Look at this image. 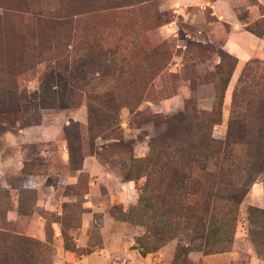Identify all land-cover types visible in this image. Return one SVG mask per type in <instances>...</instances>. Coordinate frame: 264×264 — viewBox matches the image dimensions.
<instances>
[{"label":"rangeland","instance_id":"rangeland-1","mask_svg":"<svg viewBox=\"0 0 264 264\" xmlns=\"http://www.w3.org/2000/svg\"><path fill=\"white\" fill-rule=\"evenodd\" d=\"M198 2L0 0V264H264L263 174L234 171L246 193L228 250L209 255L184 232L153 251L144 179L125 178L184 108L219 102L218 140L231 108H264V58L223 49L232 24L263 30L264 0ZM106 95L108 128L88 138L85 96Z\"/></svg>","mask_w":264,"mask_h":264},{"label":"trees","instance_id":"trees-1","mask_svg":"<svg viewBox=\"0 0 264 264\" xmlns=\"http://www.w3.org/2000/svg\"><path fill=\"white\" fill-rule=\"evenodd\" d=\"M260 22L263 26L260 32L248 25L244 29L264 42V20ZM225 59L232 64H227ZM235 64L236 59L226 54L220 57L215 74L221 76L223 68L228 66L232 70ZM252 64L244 65L237 81L239 85ZM229 76L230 72H226L224 81ZM241 90L235 88L233 99ZM85 99L90 138L94 127L108 128L107 110L114 102L108 95L97 100L90 96ZM92 100L102 110L92 109L91 102H87ZM219 105L218 102L208 112L184 108L170 116L174 122L167 121V133L149 142L147 155L142 159L130 158L125 178L144 179L138 203L142 217L146 218L142 224L145 234L156 244L153 251L179 232L188 233L191 241L200 240L202 255L227 251L236 209L246 193L234 185L232 174L235 170H247L264 176V108H231L224 136L218 140L212 136V127L221 120ZM237 148L243 151L242 162L236 156ZM12 238L9 243L15 242L17 248L25 251V240L16 235ZM182 252L178 250L177 257Z\"/></svg>","mask_w":264,"mask_h":264},{"label":"crops","instance_id":"crops-1","mask_svg":"<svg viewBox=\"0 0 264 264\" xmlns=\"http://www.w3.org/2000/svg\"><path fill=\"white\" fill-rule=\"evenodd\" d=\"M195 3H199L195 0ZM223 49L237 59V63L243 62L252 56L264 58V46L261 41L237 26L232 24L230 31L227 33Z\"/></svg>","mask_w":264,"mask_h":264}]
</instances>
